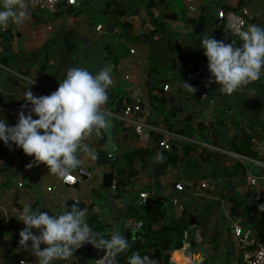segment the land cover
Wrapping results in <instances>:
<instances>
[{"label":"crops","instance_id":"0c3cea01","mask_svg":"<svg viewBox=\"0 0 264 264\" xmlns=\"http://www.w3.org/2000/svg\"><path fill=\"white\" fill-rule=\"evenodd\" d=\"M23 2L24 21L10 20L7 28L0 29V116L14 125L21 106L28 104L25 92L30 89L40 96L27 78L58 88L72 67L86 68L93 75L110 67L113 83L107 95L114 101L102 105L101 111L105 123L114 122L121 159L117 164L97 166L96 150L105 147L107 135L104 126L99 127L101 132L93 128L78 149L81 164L67 175L78 176L80 169L89 174L71 184L48 172L43 163L27 167L32 156L0 141V264H36L37 258L18 243L25 227L18 214L24 206L58 215L73 200L85 204L86 220L92 212L106 230L113 220L124 217L139 231L144 225L137 227V222L147 223L148 214L158 209L152 230L170 226L159 206L153 205L148 212L144 206L119 204L122 196L139 198L144 192L174 200L177 217L185 208L199 220L192 235L183 240L176 239L179 228L171 226V235L182 247L169 250L168 261L156 257L151 264H242L243 254L232 234L234 222L264 239V221L256 226L253 220L258 212L253 197H264V183L251 186L247 167L252 164L256 174L261 170L238 155L249 149L253 138L264 136V73L227 95L211 78L206 56L201 59L190 52L187 63L179 60L198 29L208 35L218 29L217 40L241 46L226 24L219 26L217 10L245 6L248 26H264V0H76V5L61 0L56 13L36 9L31 14L29 0ZM198 78L213 80L216 91L211 101H205V91L196 98L195 90L186 85L194 88ZM167 83L170 87L165 90ZM127 104H139L137 117L179 135L170 140V150L159 146L160 134H138L110 117ZM23 110L27 113L28 108ZM112 170L116 172L113 184L121 182L116 190L105 187L102 180ZM204 180L209 182L207 188L200 186ZM177 183L183 185L182 190L176 189ZM133 237L134 231L127 230L125 239L134 243ZM84 245L70 261L57 264H108V254L100 261L87 258ZM150 251L154 253L155 246Z\"/></svg>","mask_w":264,"mask_h":264},{"label":"clouds","instance_id":"9594fccd","mask_svg":"<svg viewBox=\"0 0 264 264\" xmlns=\"http://www.w3.org/2000/svg\"><path fill=\"white\" fill-rule=\"evenodd\" d=\"M23 8V0H3L0 29L7 28L10 20L22 23L26 18ZM230 27L233 35L242 41L241 46L217 40L212 35H204L201 40L211 78L227 95L259 80L264 73V26L251 24L247 30L237 25ZM112 83L110 67L95 75L86 68L72 67L51 94L36 96L28 89L24 96L28 104L21 106L14 125L0 116V141L10 149L14 145L32 156L33 161L27 167L43 163L48 172L66 177L81 164L77 152L86 134L105 124L101 106L108 99L107 89ZM25 107L27 113L23 110ZM68 208L54 215L24 206L18 214L25 225L19 232L18 243L37 258L36 264L70 261L85 243L104 250L111 257L108 264H113L116 255L129 248L128 241L119 232L114 231L108 239L94 233L86 220L85 209L78 204H72L70 211ZM33 229L38 232L34 233ZM128 264H151V261L147 255L133 253Z\"/></svg>","mask_w":264,"mask_h":264},{"label":"built area","instance_id":"2783aa9c","mask_svg":"<svg viewBox=\"0 0 264 264\" xmlns=\"http://www.w3.org/2000/svg\"><path fill=\"white\" fill-rule=\"evenodd\" d=\"M29 2L31 4L30 9L28 10L29 14H31L33 10L36 9H42L50 13H56L58 11V7L61 0H29ZM67 2L70 5H76V0H67ZM248 14L249 10L245 6L241 7L238 10L231 9L229 11L223 8H219L217 10V17L219 20L218 24L219 26L226 24L230 28V30V25H237L240 26L242 30H247ZM27 81L31 82V84L34 85L35 88L39 89L40 95H49L57 89L45 86L37 81L28 78ZM169 87L170 85L168 83L164 86L165 90H168ZM140 110L141 106L139 104H127L124 106L121 112H113L109 115H112L110 117L114 118L115 120L124 123L125 125L133 127L134 131L138 134H142L146 131L160 134L161 136H163V139L159 142V146L170 150V140L179 137V135L176 132H173L172 130H162L160 127L150 124L142 118L137 117L136 113ZM251 150L255 154V157H250L245 154L238 155L244 163H254L257 167L260 168V173L256 174L252 171V164H249V167H247L249 184L251 186H256L261 182L264 183V136L252 139ZM88 174L89 173L87 171L80 169L78 170V176L67 175L63 178V181L75 184L78 182L79 178L85 177ZM20 186H22V184H20ZM200 186L202 188H207L209 186V182L207 180H204L201 182ZM112 187L116 190L117 184L114 183ZM175 187L178 190L183 189V185L181 183H177ZM148 198V193H140L136 204L137 207L142 208L146 204ZM136 225L137 227H141L143 225V222L138 221ZM232 234L235 241L237 242L239 249H241L242 251V264H264V239L255 238L252 234L251 229L244 228L239 222H234ZM22 263L24 262L22 261Z\"/></svg>","mask_w":264,"mask_h":264},{"label":"water","instance_id":"95a60500","mask_svg":"<svg viewBox=\"0 0 264 264\" xmlns=\"http://www.w3.org/2000/svg\"><path fill=\"white\" fill-rule=\"evenodd\" d=\"M212 27H215L214 25ZM219 33V30L216 29L211 34L215 37V35ZM204 35H208L207 33L203 32L202 30L198 29L195 32V36L193 40L185 46L186 52L183 54V56L180 58L179 61L187 63L186 58L189 57L190 52H194L196 56L199 58H204V49L201 47V40L203 39ZM209 35V36H211ZM190 63L195 66L194 62L190 60ZM210 79H206L205 81L201 78H198L194 89H195V97L199 98L200 93L205 91L207 96L205 101H211L213 99V95L216 91V87H214L213 82H209ZM114 122L108 121L104 124V132L107 135V141L105 143V147L103 149H97L96 150V162L97 166H103L108 164H117L121 156L117 154L118 147L117 144L114 141ZM99 132L100 129L98 128ZM116 172L114 170L106 172L102 176V180L105 187H112L113 181L115 178ZM133 186V185H132ZM138 198L130 195L122 196V198L119 200V204L124 205L125 203L129 202L132 205L137 204ZM72 204H78L81 208L85 209L84 203H76L73 200H70L67 205L71 206ZM159 206L161 209V212L164 216H166L169 219V225L175 226L179 228V233L176 236L177 240H183L187 237V234L193 233V229L198 227L199 220L195 213L192 210H185V208H181V217H177V209L175 208V201L170 199L166 196L161 197H149L146 204L144 205V210L150 211L151 207ZM71 210L70 208L68 209ZM121 210V209H119ZM187 212V213H186ZM105 213L107 214V209L105 210ZM186 213V214H185ZM109 234H111L116 231L119 232L124 238L126 237V231L129 229H132L134 231V237L133 240H135L134 248H136L140 243L141 237V231L135 230L134 223H129L126 218L122 219H115L109 224ZM84 250L86 251L87 258L92 259L94 261H100L102 260L107 253H105L102 249H97L94 245L91 243H85Z\"/></svg>","mask_w":264,"mask_h":264},{"label":"trees","instance_id":"16d2710c","mask_svg":"<svg viewBox=\"0 0 264 264\" xmlns=\"http://www.w3.org/2000/svg\"><path fill=\"white\" fill-rule=\"evenodd\" d=\"M233 9V8H232ZM235 10V9H234ZM107 103L113 104L114 98L111 94L107 95ZM161 136L158 135V143L160 142ZM186 147V146H185ZM238 154H245L250 157H254L255 154L251 150V145L249 149L241 150L238 152ZM172 159H175V156H172ZM120 183H117L116 189L120 187ZM254 205L257 206V214L255 215V218L253 220L255 221L256 226L261 223L260 221H264V208H261V205H264V197L262 195H255L253 197ZM157 208V207H155ZM159 211L158 209H153L149 214V219L147 223L143 222L144 228L141 231V237L144 239V241L140 242L139 245L134 248V244L132 243L131 239L128 240L129 248L126 249L124 252L119 253V256H116L113 263L117 260L120 263L128 264V258L133 253H138L142 257L147 255L150 258V261L152 262L156 257H162L164 256L165 259L168 261L167 252L171 249H180L182 247L181 241H175L174 237L171 235V230L174 229L171 226H164L159 231H153L151 228V224L156 220V216L158 215ZM147 216V215H146ZM145 216V217H146ZM96 214L90 213L87 219L88 224L93 229L94 233H98L99 236L103 238H110V234L108 230L102 225L99 226V224L96 222ZM95 223H97L95 225ZM192 245H194V242L192 241ZM152 246H155V252L151 253L150 248ZM190 251H187V255H189ZM111 259L109 256L108 261Z\"/></svg>","mask_w":264,"mask_h":264}]
</instances>
